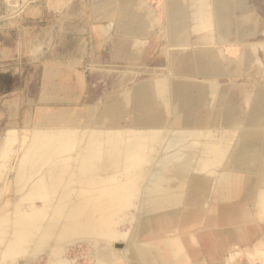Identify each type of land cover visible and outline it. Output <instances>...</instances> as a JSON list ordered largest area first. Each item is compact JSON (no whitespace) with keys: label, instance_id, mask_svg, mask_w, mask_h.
Here are the masks:
<instances>
[{"label":"bare ground","instance_id":"bare-ground-1","mask_svg":"<svg viewBox=\"0 0 264 264\" xmlns=\"http://www.w3.org/2000/svg\"><path fill=\"white\" fill-rule=\"evenodd\" d=\"M95 3L98 19L107 21L96 34L133 41L130 56L135 51L141 57L146 39L164 27L168 73L119 84L85 110L62 106L81 99L83 82L65 69L48 74L41 102L60 104L40 107L33 123L0 135V264L21 254L44 257L46 264H76L68 250L83 243L92 249L90 264H167V249L185 264L198 251L176 231L164 242L147 240L168 224L196 222L223 236L245 234L243 225L229 226L250 201L253 213L264 216V90L236 129L240 107L231 97L224 107L219 101L230 87L216 80L196 83L182 72L181 48L213 38L228 1L164 0L163 16L146 0ZM222 50L214 57L219 71L203 70L200 77L219 78L222 70L258 60L252 47L235 61L223 58ZM125 221L132 222L129 230L119 228ZM197 239L207 250L206 241Z\"/></svg>","mask_w":264,"mask_h":264},{"label":"rangeland","instance_id":"rangeland-1","mask_svg":"<svg viewBox=\"0 0 264 264\" xmlns=\"http://www.w3.org/2000/svg\"><path fill=\"white\" fill-rule=\"evenodd\" d=\"M146 1L152 10L163 16L160 9L164 0ZM251 1L258 10L248 16V23L256 28V36L248 43L258 47L260 66L256 68L253 66L249 71L215 81L218 84L232 85L236 91V98L242 102L244 108L247 107L246 102L244 103L247 96L244 93L245 89L256 91L258 87L264 85V0ZM95 6V0H0V135H3L8 127L25 128L33 123L40 107H57L60 104L41 102V94L47 86L46 77L55 71L54 68L69 70L73 80L83 82L85 89L81 99L62 104L79 110H85L87 105L104 101L106 95L117 92L118 87L115 86L119 84L126 82L132 85L151 79L155 75L168 73L164 27L161 26L157 34L146 39L145 45L141 48V57H137L135 51L134 56H130L133 41L114 36L110 42L96 34L97 26L107 25V21L98 19L99 13L96 12ZM13 10H16L15 13ZM244 46L234 44L225 54L236 58ZM204 48V45L194 44L182 47L181 50L184 52ZM189 80L196 83L205 81L201 77H192ZM230 94L229 90L219 98L222 107L231 97ZM127 119L124 118L123 122ZM242 121L243 118L234 127L239 129ZM14 162V157H11L9 163ZM253 208L254 201H250L242 216L233 222L235 225L229 226L234 228L241 224L247 234L241 235L236 232L219 235L217 227L204 226L200 222L183 228L168 224L167 231H161L160 234L158 232L147 240V244L164 242L173 235L172 231H176L184 238L190 249L198 251L197 255L185 264H264V232L260 227L264 224V216L254 214ZM132 211L130 210V213L134 212ZM131 223L125 221L119 228L129 230ZM198 237L206 241L207 250L200 244ZM68 252L71 254L70 257L78 258L79 262L76 264H90L92 260V249L84 243L78 247L72 245ZM166 252L167 264H175L177 261L174 254L168 249ZM21 255L10 263L8 259L4 264H19L18 260L28 262L27 264H46L44 257L28 258L23 254L20 258Z\"/></svg>","mask_w":264,"mask_h":264},{"label":"crops","instance_id":"crops-1","mask_svg":"<svg viewBox=\"0 0 264 264\" xmlns=\"http://www.w3.org/2000/svg\"><path fill=\"white\" fill-rule=\"evenodd\" d=\"M227 1L231 8L229 7V9H227L225 13H223L222 16L217 20V23L215 26L216 31H215L214 37L213 38L210 37L209 39L204 40L206 44H201V45H204L205 48L200 49V50L184 51L183 60L185 61V65H186V66L184 65V68L182 69V72L184 74L189 75L191 77H200L199 75L200 73H202L203 70H205L206 73H209L210 71H212V73L219 71V68L217 67V65H215L216 58H214L215 50L219 47H222L223 49L222 50L223 58H225L228 61H235L238 58H240L242 53L246 50L247 47H252L253 49L255 48L258 54V60L255 63V65L248 66V64L245 62L244 65L242 66V69L240 67L238 68L232 67L233 69L230 68L229 70H225L227 72H224V70H222L223 74L220 75L219 78L233 77L237 75V73L239 74V73L249 71L253 66L255 68L260 66L259 65L260 64L259 62L260 54L258 53V47L253 45L252 43H248L252 41V38L256 36V28L253 25H250L248 23V20H249L248 16H250V14L254 12H257V7L253 4L251 0H243L242 7L240 6L238 7L236 0H227ZM225 26L227 27V29L225 28ZM239 30L241 31L244 30L243 31L244 33H240ZM218 41L219 43L217 44ZM234 43H238L243 46L245 45L240 55L236 57V59L233 57L226 56L225 54L226 49L224 51V48H226L227 45L234 44ZM212 45H214V47H211ZM219 78L215 76H211V77L208 76V77H204L203 79L207 81H215ZM227 86L230 87V91H231L230 96L232 97L231 98L232 102L238 108L240 107V110L242 111V115L239 116L238 121L243 118V121H242V124H243V122L246 121L245 119L252 106L254 97L256 96V94L259 93V90H262V91L264 90V85L261 87H258L256 91H252L249 88L245 89L244 93L247 96H245L246 100L244 101V103L246 102L247 104L246 108L242 107L241 105L242 102L239 101L238 98H236V91L234 90V87L232 85H227Z\"/></svg>","mask_w":264,"mask_h":264}]
</instances>
